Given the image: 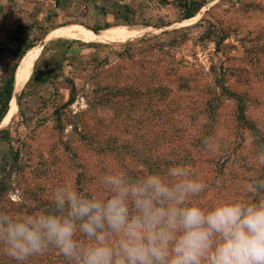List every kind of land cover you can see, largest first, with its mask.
Instances as JSON below:
<instances>
[{
	"label": "rangeland",
	"instance_id": "1",
	"mask_svg": "<svg viewBox=\"0 0 264 264\" xmlns=\"http://www.w3.org/2000/svg\"><path fill=\"white\" fill-rule=\"evenodd\" d=\"M194 1L203 6L184 19ZM66 25L147 30L117 42L45 39ZM40 45L0 123L7 199L50 202L64 185L99 194L110 170L163 175L175 164L207 184L201 206L253 198L247 184L264 179V0H0V92Z\"/></svg>",
	"mask_w": 264,
	"mask_h": 264
},
{
	"label": "clouds",
	"instance_id": "2",
	"mask_svg": "<svg viewBox=\"0 0 264 264\" xmlns=\"http://www.w3.org/2000/svg\"><path fill=\"white\" fill-rule=\"evenodd\" d=\"M101 184L99 194L57 187L50 208L0 211L4 254L17 264L49 248L68 264H264V179L249 181L250 200L228 195L207 207L195 203L207 184L181 164L163 175L110 170Z\"/></svg>",
	"mask_w": 264,
	"mask_h": 264
},
{
	"label": "bare ground",
	"instance_id": "3",
	"mask_svg": "<svg viewBox=\"0 0 264 264\" xmlns=\"http://www.w3.org/2000/svg\"><path fill=\"white\" fill-rule=\"evenodd\" d=\"M147 29H137V28H129L123 25H116L111 27H106L98 31H92L86 27H82L81 25H66L57 28L52 31L50 34L46 36V40H50L53 38H69L74 40H81L84 42H117L129 39L131 37H136L143 34ZM40 46H33L27 50L22 59L20 60V64L15 73V82H14V91L12 98L9 103L8 111L3 117L1 124L7 123L10 121L16 111V103H17V95L20 89L23 87L25 82L30 77L33 65L37 60L38 56L41 52Z\"/></svg>",
	"mask_w": 264,
	"mask_h": 264
},
{
	"label": "trees",
	"instance_id": "4",
	"mask_svg": "<svg viewBox=\"0 0 264 264\" xmlns=\"http://www.w3.org/2000/svg\"><path fill=\"white\" fill-rule=\"evenodd\" d=\"M186 3H188V1H186ZM194 3H195V7L193 11L187 13L183 17L184 19H189L194 17L195 14L199 11V9L203 6V4L199 3L198 1L197 2L194 1ZM100 29L101 28H95V30H100ZM18 64L16 63L11 69L10 76L8 80L4 83V86L0 92V122L2 121L3 117L5 116L9 108V103L14 91L13 89L15 82V73ZM238 115L241 121L248 122L245 114V107L241 105V103H239L238 105ZM2 133L3 132H0V134ZM3 188H4V181L0 180V203H1L0 211L2 212H7L10 215H13L12 212L15 214H23V213H31L38 209L51 207V201L50 202L44 201L41 198L33 200L35 204L32 203L31 205L28 204V202H26L25 200L14 202L10 199H7L6 196L2 194ZM77 238L83 239V237L79 233H77ZM0 264H17V262L7 257L4 254L3 250L1 249ZM26 264H68V261L61 254H59V252L56 249L49 248L43 254L29 258Z\"/></svg>",
	"mask_w": 264,
	"mask_h": 264
},
{
	"label": "water",
	"instance_id": "5",
	"mask_svg": "<svg viewBox=\"0 0 264 264\" xmlns=\"http://www.w3.org/2000/svg\"><path fill=\"white\" fill-rule=\"evenodd\" d=\"M87 28H89V27H87ZM89 29H91V30H93V31H95L96 33H98V31L97 30H94V29H92V28H89ZM19 64H20V61H19ZM19 64H18V66H19ZM18 66H17V68H18ZM17 68H16V70H17ZM17 101H18V95H17Z\"/></svg>",
	"mask_w": 264,
	"mask_h": 264
},
{
	"label": "crops",
	"instance_id": "6",
	"mask_svg": "<svg viewBox=\"0 0 264 264\" xmlns=\"http://www.w3.org/2000/svg\"><path fill=\"white\" fill-rule=\"evenodd\" d=\"M101 30V29H100ZM97 31H99V30H97Z\"/></svg>",
	"mask_w": 264,
	"mask_h": 264
}]
</instances>
